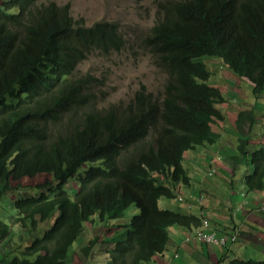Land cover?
Listing matches in <instances>:
<instances>
[{
	"label": "trees",
	"instance_id": "obj_1",
	"mask_svg": "<svg viewBox=\"0 0 264 264\" xmlns=\"http://www.w3.org/2000/svg\"><path fill=\"white\" fill-rule=\"evenodd\" d=\"M159 6L145 47L166 73L163 93L141 84L125 106L93 108L92 75L74 72L91 51L124 46L118 24L85 25L68 3L0 0V196L27 189L13 200L11 224L0 220V239L14 223L32 232L51 222L5 264H69L84 227L120 220L130 205L136 213L123 228L118 224L124 232L106 249L107 264H141L166 248L169 226L199 225L197 216L161 208L159 200L176 198L177 184L189 185L184 153L220 136L215 127L224 116L217 105L224 97L209 84L204 60L217 59L244 78L256 100L263 95L264 0H162ZM253 111L237 112L236 130L247 120L250 131L258 119L264 122V113L257 119ZM247 138L239 139V152ZM246 154L244 188L261 191L264 142ZM83 166L68 193L65 185ZM40 173L49 178L20 185ZM97 240L81 252L87 255Z\"/></svg>",
	"mask_w": 264,
	"mask_h": 264
},
{
	"label": "rangeland",
	"instance_id": "obj_2",
	"mask_svg": "<svg viewBox=\"0 0 264 264\" xmlns=\"http://www.w3.org/2000/svg\"><path fill=\"white\" fill-rule=\"evenodd\" d=\"M52 1H55L58 4L68 3L71 16L75 19L83 18V22L85 25H91L96 21L104 20L116 22L124 38V46L119 51H113L109 54H102L97 50H93L76 66L74 72L75 75L78 76L87 73L92 75L93 77L90 83L89 90L94 94V96L91 98V104H94L95 107L93 105H90L91 107L106 108L110 105H115L118 107L125 106L132 99L134 92L140 87L141 84L145 86L147 91L154 93V95L163 93V86L166 81V73L165 71H163L162 67H159L152 61V56L148 49L145 47V38L150 32V28L160 17L159 2H161L162 0ZM204 62L207 64L208 70H210V84L218 87L220 91L222 90L223 94L226 90H230V93L226 94V98H237L238 105H243L248 109L250 108V106H253V97L250 91L251 86L248 82L245 86L243 84L237 83L240 78L230 73L220 61L216 63L211 59H205ZM233 90H237V93H235ZM256 110H258V113H260L259 109ZM246 122L247 121L243 122L240 133L242 135H248L249 133L254 135L257 126L256 129H254L255 125L252 124L251 131H248V122ZM224 126H228L227 120L225 121ZM215 128V130L218 129L219 131H222L218 126H216ZM221 133H223V131ZM250 140L252 139L249 138V141ZM255 145L251 142L246 146L245 152L235 151L236 155L238 154L240 159L234 156L236 163L232 164L233 167H231L233 169V176L230 175L229 177H227L228 180H234L228 181L229 183L231 182L229 185L227 184V180H223L224 183L222 185V188L219 186L217 178L218 175L226 178L224 173L220 170V168H218V166L214 165L213 162L207 165H205L204 163V171H201L196 178V187L203 189L202 191L205 193L207 200L211 199L212 202L218 201L222 204H226V202H230L228 199L230 192H234L237 194L241 192L240 188L244 186V184L242 183V178L244 177V174L247 170L246 158L248 154L246 153L254 150L259 146ZM208 147L212 150H215L218 147V143L209 144ZM222 155L226 156V154ZM223 160V157L218 160L220 167L223 163ZM94 165H98V163L95 162ZM84 167L85 166L79 168L75 175L68 180V183L65 185L68 193L69 189L75 187L76 177L78 173L84 170ZM214 168L217 173L209 175L208 171ZM187 173L189 176L191 175L190 168H187ZM48 178L49 176L47 174L40 173L33 178L21 179L20 185L39 184L44 182ZM15 183L16 182H12V184ZM217 187L221 189L219 192L215 190V188ZM207 188L210 190H208ZM183 189L184 186L182 185V190ZM25 190L20 187V189H11L1 194L0 220L2 222L10 224V222L8 221L10 219V216L15 215L13 200L25 196ZM171 202V198L162 197L159 200V206L161 208H175V205ZM218 208L225 207L219 206ZM135 213L136 208L134 205H130L123 212V215L120 218L122 228L123 225L127 223L128 219ZM212 219L218 221V223H225L223 218L221 219V221L215 218ZM47 222L39 223L36 230L33 232H26L24 229L20 228L18 224L15 225V223L14 225H11L8 235L0 239V264H5L6 262L10 261L13 256L19 257L20 254L17 253L16 250L18 248L22 249V247L26 243V241L22 240V238H26L27 241H29V239L34 235L35 237H40L42 232L45 229L49 228L51 225L49 224L50 221L48 223ZM123 232L124 230H122L120 233ZM118 234L119 232L111 235V240ZM94 254L98 255V249L95 250ZM100 255L102 256V260L98 262V264H107V262H105L106 257L104 256V253H101ZM95 263H97V261H95Z\"/></svg>",
	"mask_w": 264,
	"mask_h": 264
},
{
	"label": "crops",
	"instance_id": "obj_3",
	"mask_svg": "<svg viewBox=\"0 0 264 264\" xmlns=\"http://www.w3.org/2000/svg\"><path fill=\"white\" fill-rule=\"evenodd\" d=\"M216 60L217 59L214 58L212 59V61L218 63L219 61ZM245 82L246 80L240 77L237 83L246 85ZM233 91L237 93V90ZM220 92L222 93V90ZM228 93H230V90H226L222 95L226 97ZM261 106L264 105H260V108H258L261 113H258V110L253 111L257 119L264 113V108ZM218 108L224 116V121H219L217 123L219 129L221 128L223 131V133H221L222 131L216 130L219 134L221 133L218 140L215 142L218 143L217 149L212 150L208 147L209 144H205L198 145L193 150H189L190 152L186 151L184 153L183 164L186 168H190L191 170L190 182L189 185L184 186L183 190L182 186H179L178 192L183 199H172L171 203L175 205V208L167 209L193 214L199 219H201V217L208 218L211 229H215L217 233H220L219 235H226V233L237 230V237L234 240L235 243L229 247L211 246L195 241L184 243L183 237L193 229L194 226L172 225L168 227L166 248L162 252L154 254L150 260L141 264H229L230 261L237 258L264 260V223H262L264 222V188L261 191L247 192L243 186L240 188L241 192L239 194L230 192L228 199L232 204L230 202L222 204L218 201L212 202L211 199L207 200L205 193L202 191L203 189L196 187V178L201 171H204V163L207 165L213 162V164L218 166L224 173L226 178L221 175H218L217 178V182L221 188L224 183L223 180H227L228 185L231 183L228 181L233 180H228L227 177L230 175L233 176L231 167H233L232 164L236 163L234 156L238 157L235 151L238 150L239 139L241 137L239 131L235 129L234 120L237 112L246 108L243 105H238V103H232L229 98H226V101L219 104ZM226 120L228 122L227 127L224 126ZM258 120L255 122L256 125L254 123V125L257 126V129L254 127V129H256L255 134L247 135L252 139L249 142L255 143L256 145H260L264 142V122H258ZM250 143H248V145ZM222 154H226V156ZM221 157H223L224 160L220 167L218 160H220ZM215 190L219 192L221 189L217 187ZM200 192L204 194V203L202 205H197L195 198L201 194ZM189 204H191L190 207ZM219 206L225 208H218ZM212 218L219 221L223 218L225 223H218V221ZM120 222L121 220H112L107 223L93 221L88 224V227H84L79 238L75 241V244L73 243L74 251L68 259L69 264H98V262L102 260L101 253H104L107 261V253L105 251L112 245L111 235L122 231V228L118 227ZM100 231L104 232L99 234ZM256 231H259L261 234H256ZM256 235L257 237H255ZM95 237H97L98 240L91 250L87 252V255H84L81 249L86 248L88 246V240ZM25 246H27V244H24V247ZM96 249H98V255L94 254ZM16 252L19 253L18 249ZM95 261H97V263H95Z\"/></svg>",
	"mask_w": 264,
	"mask_h": 264
},
{
	"label": "built area",
	"instance_id": "obj_4",
	"mask_svg": "<svg viewBox=\"0 0 264 264\" xmlns=\"http://www.w3.org/2000/svg\"><path fill=\"white\" fill-rule=\"evenodd\" d=\"M215 173L214 169L208 171L209 175ZM197 201L200 203L202 201V196L197 198ZM237 237V232L234 230L227 235H219L216 231L210 229L209 221L205 217L201 218L200 225L188 233L183 241L189 243L195 241L198 243H204L211 246H226L230 242H234Z\"/></svg>",
	"mask_w": 264,
	"mask_h": 264
},
{
	"label": "clouds",
	"instance_id": "obj_5",
	"mask_svg": "<svg viewBox=\"0 0 264 264\" xmlns=\"http://www.w3.org/2000/svg\"><path fill=\"white\" fill-rule=\"evenodd\" d=\"M210 71V70H209ZM240 78V77H239ZM208 82H209V80H208ZM245 83H247V81L245 82ZM210 84V83H209ZM250 85V84H249ZM245 86V85H244ZM215 87V86H214ZM217 88V87H216ZM251 91V90H250ZM222 94V93H221ZM251 95H252V93H251ZM223 96V95H222ZM224 97V101H226V97L225 96H223ZM252 100H253V106L252 107H250L249 109H253V110H256V109H258L259 107H260V105H264V95H262L258 100H256L255 98H254V95H252ZM223 101V102H224ZM230 101L232 102V103H238V101H237V98H231L230 99ZM222 102V103H223ZM221 104V103H220ZM219 105V104H218ZM217 105V106H218ZM256 107V108H255ZM248 108H246V109H244V110H247ZM241 111V110H240ZM261 113V112H260ZM240 133V132H239ZM250 134V133H249ZM248 134V135H249ZM241 135V137L242 136H244V135H242V134H240ZM247 136V135H246ZM240 137V138H241ZM248 138H249V136H247ZM249 143V142H248ZM205 145V144H204ZM253 151V150H252ZM237 152H239L238 150H237ZM251 152V151H250ZM250 152H247V153H250ZM238 158H239V156H238ZM240 159V158H239ZM232 169V168H231ZM217 172H216V170H215V173L214 174H216ZM213 175V174H212ZM242 181H243V178H242ZM183 184H177L175 187H176V189H175V191H176V194H177V196H176V198H174V199H178V200H182L183 199V197L179 194V192H178V188H179V186H182ZM183 186H185V185H183ZM200 196H202V201L199 203L198 201H197V198H199ZM195 202H196V204L197 205H202L203 203H204V194H199L196 198H195ZM191 206V204H189V207ZM201 218H203V217H201ZM206 219H208V218H206ZM49 222L50 221V219L49 220H45V221H43V222ZM208 221H209V219H208ZM47 222V223H48ZM200 222H201V219H200ZM42 223V222H41ZM49 224H51V222L49 223ZM38 225H39V223H38ZM199 225H200V223H199ZM198 225V226H199ZM209 225H210V221H209ZM20 226V225H19ZM198 226H196V227H198ZM196 227H194L193 229H195ZM20 228H22V229H24L26 232H29V230L27 229V228H23V227H21L20 226ZM193 229H191L188 233H190ZM210 229H211V226H210ZM36 230V229H35ZM35 230H33V231H35ZM211 230H214V231H216L215 229H211ZM32 231V232H33ZM234 231V230H233ZM232 231V232H233ZM236 232H237V230H235ZM217 232V231H216ZM187 233V234H188ZM231 233V232H230ZM230 233H226V235L227 234H230ZM186 234V235H187ZM217 234H220V233H217ZM185 235V236H186ZM222 235H224V234H222ZM184 236V237H185ZM33 237H35V235L34 236H32L30 239H29V241H27V239L26 238H22V240H25L26 241V243L25 244H29V242L31 241V239L33 238ZM184 237H183V239H184ZM21 240V241H22ZM20 241V242H21ZM184 242V241H183ZM185 243V242H184ZM235 242H230V243H228V245H226L227 247H229V246H231L232 244H234ZM230 244V245H229ZM94 246V245H93ZM216 246H219V245H216ZM226 246H222V247H226ZM22 249H24V246L22 247ZM22 249H20V248H18V251H19V253H20V251L22 250Z\"/></svg>",
	"mask_w": 264,
	"mask_h": 264
},
{
	"label": "bare ground",
	"instance_id": "obj_6",
	"mask_svg": "<svg viewBox=\"0 0 264 264\" xmlns=\"http://www.w3.org/2000/svg\"><path fill=\"white\" fill-rule=\"evenodd\" d=\"M69 8V7H68ZM68 13V12H67ZM70 15V14H69ZM158 22V21H157ZM93 25V24H92ZM237 79V78H236ZM253 87V86H252ZM254 89V88H253ZM228 103V102H227ZM226 103V104H227ZM249 105V104H248ZM86 106V105H85ZM251 107V106H250ZM89 108V107H88ZM228 108V107H227ZM84 109V108H83ZM248 113V112H247ZM248 115H249V113H248ZM252 116V115H251ZM255 116V115H254ZM241 117V116H240ZM255 118V117H254ZM239 119V118H238ZM257 120V119H256ZM248 121V120H247ZM239 122H241V121H239ZM242 123V122H241ZM247 123V122H246ZM255 125H256V123H255ZM252 126V125H251ZM259 126V125H258ZM256 127V126H255ZM251 128V127H250ZM248 131H250V130H248ZM258 133V132H257ZM249 138H251V137H249ZM256 138V137H255ZM248 139V138H247ZM255 144V143H254ZM256 146V145H255ZM251 150V149H250ZM135 153V152H134ZM133 153V154H134ZM137 153V152H136ZM132 154V155H133ZM138 154V153H137ZM137 154H135L136 156H137ZM238 155V154H237ZM237 157V156H236ZM235 160V159H234ZM25 162V161H24ZM4 163V162H3ZM24 164V163H23ZM19 165H20V163H19ZM189 165V164H188ZM24 166V165H23ZM18 167V166H17ZM16 167V168H17ZM25 167V166H24ZM186 169V168H185ZM207 169V168H206ZM14 170V169H13ZM18 170H20V169H18ZM24 170V169H23ZM214 170H215V168H214ZM185 171V170H184ZM206 171V170H205ZM245 171V170H244ZM17 172V171H16ZM20 172H21V170H20ZM235 172V171H234ZM239 172V171H238ZM7 175V174H6ZM15 175V174H14ZM19 176V175H18ZM13 178V177H12ZM17 178V177H16ZM239 178V177H238ZM1 180V179H0ZM234 180V179H233ZM192 181V180H191ZM6 183H7V181H5ZM1 184V183H0ZM196 184V183H195ZM226 184V183H225ZM207 186V185H206ZM236 186V185H235ZM4 187H5V184H4ZM0 188H1V185H0ZM6 188H7V186H6ZM208 189V188H207ZM236 190V189H235ZM230 191V190H229ZM5 193V192H4ZM201 193V192H200ZM227 193V192H226ZM223 196V195H222ZM247 196V195H246ZM213 198H215V197H213ZM222 199H224V198H222ZM221 200V199H220ZM215 201V200H214ZM249 201V200H248ZM209 203V202H208ZM211 203V202H210ZM249 203V202H248ZM239 204V203H238ZM257 206V205H256ZM201 208V207H200ZM262 208V207H261ZM264 209V208H263ZM258 212V211H257ZM258 218V217H257ZM257 220V219H256ZM254 222V221H253ZM262 222V221H261ZM262 223H264V222H262ZM11 224V223H10ZM258 224H260V223H258ZM262 225V224H261ZM255 229V228H254ZM256 230V229H255ZM257 232V231H256ZM258 233H260L259 231L256 233V234H258ZM261 234V233H260ZM255 237H257V235L255 236ZM261 240V239H260ZM262 245H263V243H262ZM13 249V248H12ZM139 258V257H138Z\"/></svg>",
	"mask_w": 264,
	"mask_h": 264
}]
</instances>
